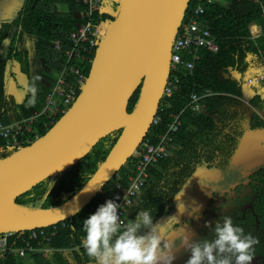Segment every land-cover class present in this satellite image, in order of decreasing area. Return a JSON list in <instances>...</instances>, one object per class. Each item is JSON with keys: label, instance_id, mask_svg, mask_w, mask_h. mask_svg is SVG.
<instances>
[{"label": "trees", "instance_id": "obj_1", "mask_svg": "<svg viewBox=\"0 0 264 264\" xmlns=\"http://www.w3.org/2000/svg\"><path fill=\"white\" fill-rule=\"evenodd\" d=\"M82 1L25 0L23 8L12 23L0 24V51L3 43L11 40L8 60H0V121L10 124L43 109L50 91L46 80L56 82L53 74L61 70L65 61L63 52L54 48V42L62 41V51L68 48L70 33L85 21L81 14L86 12L87 7L82 5ZM57 5H66L69 12L55 13L53 7ZM109 5L113 12L115 6L120 9V5L104 0L101 12L93 16L96 22L99 20L113 22L116 19L105 10ZM204 7L206 12L201 15V20L207 24L220 45V52L218 54L201 52L195 68L192 71L181 72L180 82L176 85L172 97L162 101L161 108L164 112L158 113L159 124L152 125L145 139L164 134L168 124L173 120L172 116L183 111V126L172 137L168 147L169 153L178 142H185L183 137L197 134L186 132L190 125L196 129L205 121L206 131L214 133L212 135L208 133L207 139L215 143V152H218L220 157L222 155L223 161L228 162L237 154L240 146L237 138L225 132L233 125L234 120L238 126L239 120L248 117L254 129L264 128V92L260 91V87L247 85L248 73L264 65V0H220ZM195 8L196 4H191L187 13ZM253 25L261 28L260 36L253 37L251 33ZM106 33L107 31L104 32ZM27 41L33 43L31 51H34L35 57L28 50ZM93 57L94 54L84 71L86 79ZM41 61L50 73L40 65ZM13 65L18 67V71H12ZM19 73L26 74L30 79V88L34 86L37 89L35 103L32 102L31 91L26 94L21 86L19 92H9L10 78H13L17 85ZM81 91L82 89L78 90V95ZM140 92L141 87L129 103V112L135 108ZM192 93L206 96L203 100V110L199 112L185 110ZM247 99L249 106L244 103ZM210 110L213 112L210 113ZM53 126H50L47 117L43 116L36 121L33 133L29 136L33 138L32 140L36 135L42 137ZM121 132V130L114 132L101 139L78 165L48 179L18 199L16 205L21 210L13 213L26 215L28 208L29 211L49 210L72 200L86 187L101 164L106 161ZM184 144L186 147L187 144ZM19 150L14 152L7 150L0 157L2 160L8 159ZM138 161L133 156L85 209L64 222L45 228L46 234L55 233L51 242H46L40 237L39 241L34 242L36 251L28 252L26 258L16 255L14 250L25 246L20 237L30 232L15 234L11 238L9 251L0 255V264H53L51 257L56 260V264H97L83 248L82 241L86 235L83 222L109 199L120 203L122 194L117 191L116 186L120 184L127 188L128 177L134 175ZM181 163H173L168 158L159 166L150 169L149 180L128 208L126 222L129 219L135 220L140 210H148L155 223L167 211L193 172L190 165ZM222 165L224 164L220 166ZM240 189L241 194L238 195L240 198H235L229 205L227 197L224 199L213 197L215 205L220 204L221 212L225 214L223 216H229L234 225L242 227L246 234L250 233L258 238L259 243L254 246L252 264H264V167L253 170ZM48 206L50 207L47 208ZM42 248H50L55 252L52 256L45 257Z\"/></svg>", "mask_w": 264, "mask_h": 264}, {"label": "water", "instance_id": "obj_2", "mask_svg": "<svg viewBox=\"0 0 264 264\" xmlns=\"http://www.w3.org/2000/svg\"><path fill=\"white\" fill-rule=\"evenodd\" d=\"M190 1L123 0L70 110L44 136L0 161V213L43 182L78 165L101 139L121 130L119 139L76 197L49 210L0 215V232L21 233L68 220L85 209L134 156L160 108L173 43ZM140 87L138 102L129 112Z\"/></svg>", "mask_w": 264, "mask_h": 264}, {"label": "built area", "instance_id": "obj_3", "mask_svg": "<svg viewBox=\"0 0 264 264\" xmlns=\"http://www.w3.org/2000/svg\"><path fill=\"white\" fill-rule=\"evenodd\" d=\"M220 0H191V4H196V8L185 15L176 38L173 43L170 65V77L165 85L163 99L171 98L175 87L180 82V74L183 70L192 71L195 64L200 60L201 52H209L218 54L220 45L214 38L211 30L203 20L201 15H204L206 10L204 5L213 4ZM104 0H83L82 5L87 7L86 12L81 14L85 21L78 25L77 29L69 35V45L65 51H62V41L56 40L54 48L63 52L65 56L64 65L60 71L54 73L56 82L53 88L50 89L43 109L40 112H32L28 117H24L22 121L7 125L0 123V152L9 149H24L30 146L32 140L27 137L28 133L33 132L34 124L39 118L46 116L50 126L55 125L60 116H64L76 101L78 90L83 89L86 83V75L84 73L88 62L98 47L100 39L104 36L102 27L109 26V21H95L93 16L101 12V4ZM189 5V7H190ZM108 13L112 10L105 9ZM189 10V9H188ZM23 80L24 91L30 93V80ZM247 85L249 87H260L261 92H264V65L257 70H252L248 73ZM206 96H201L198 93H192L189 98L186 109L194 112L203 110V100ZM59 99V100H58ZM161 112L163 108H160ZM182 113L173 115L171 122L167 126V131L164 134L150 136L151 138L144 139L141 146L137 149L134 156L139 160L135 173L128 177L127 188L118 184L117 191L122 194L120 201L119 214L122 220L126 222V214L128 208L132 205L135 198L141 193L149 180L150 169L159 166L163 161L170 157L169 143L172 137L177 134L183 126ZM160 119L158 114L154 118L153 125H158ZM157 140V141H156ZM45 228L35 229L28 235H21L20 239L24 242V247L15 249L16 255L26 257L28 252L36 251L34 242L39 241L42 237L46 242H51L55 233L50 235L44 232ZM40 230V232H38ZM24 233V232H21ZM12 233L0 235V255L6 254L9 251V240ZM41 246V243H40ZM44 256H52L54 250L47 248L41 249Z\"/></svg>", "mask_w": 264, "mask_h": 264}, {"label": "clouds", "instance_id": "obj_4", "mask_svg": "<svg viewBox=\"0 0 264 264\" xmlns=\"http://www.w3.org/2000/svg\"><path fill=\"white\" fill-rule=\"evenodd\" d=\"M30 91L35 103L37 89L33 86ZM119 209L120 204L109 199L84 220L82 245L87 255L97 264H172L173 246L162 235L161 225L154 223L150 211L140 210L135 220L125 222ZM206 226L211 228V222ZM184 243L191 252L186 264H252L259 240L234 225L229 216H223L215 224L212 239Z\"/></svg>", "mask_w": 264, "mask_h": 264}, {"label": "rangeland", "instance_id": "obj_5", "mask_svg": "<svg viewBox=\"0 0 264 264\" xmlns=\"http://www.w3.org/2000/svg\"><path fill=\"white\" fill-rule=\"evenodd\" d=\"M105 8L112 10L110 5ZM114 9V12L112 10V15L113 18H116L119 13V7L115 6ZM53 10L58 14L69 12V8L66 5L54 6ZM107 29L108 27L104 28L102 32H105ZM10 49L11 41L8 40L3 45L0 60H8ZM40 64L46 72L50 73L42 61ZM46 82L49 83L50 89L53 88L54 83L52 81L46 80ZM11 91L15 92V90ZM30 139L32 140L33 138L30 137ZM0 160H2L1 157ZM224 167L226 169L222 171L218 167L212 172L207 171L209 173L204 175L206 180L199 179L200 181L194 182L199 176L191 177L175 196L167 211L155 222V224L161 225L162 235L173 246L171 253L175 259L172 261V264H186V261L190 258L191 252L184 243L185 241L193 243L213 238L215 224L217 221L222 220L224 214L221 212L220 204L215 205L213 197L221 199L227 197L229 205L230 202L235 201V198H240L238 196L241 194L240 187L245 183L249 174L257 168L264 167V132L262 130L248 132L233 160L228 161V164H225ZM17 207V205H13L5 214L13 213L17 210ZM207 222H211V228L206 226ZM165 251L168 250L166 249Z\"/></svg>", "mask_w": 264, "mask_h": 264}, {"label": "crops", "instance_id": "obj_6", "mask_svg": "<svg viewBox=\"0 0 264 264\" xmlns=\"http://www.w3.org/2000/svg\"><path fill=\"white\" fill-rule=\"evenodd\" d=\"M109 1H111L112 3H114L116 5H121L123 2V0H109ZM24 4H25V0H0V24L1 23H12L17 18L18 14L20 13ZM251 33H252L253 37H258L259 35H261L260 27L257 25H253L251 27ZM6 42L3 43V45H5ZM3 45H2V48H3ZM2 48H1V51H2ZM27 48H28V50L31 51L33 48V43L30 41H27ZM1 51H0V54H1ZM31 54L33 57H35L34 51H31ZM12 71L13 72L18 71V67L13 65ZM25 75L26 74H22V73L18 74L17 85L15 84L14 79L10 78V80H9V92H12L11 90L19 91L18 90L19 86H21L24 89V86L22 83H23L24 79H27L25 77ZM53 76H54V74H53ZM55 80H56V78H55ZM10 87L12 88L11 90H10ZM248 100L249 99H247L244 102L246 106H249ZM212 112H213V110H210V113H212ZM22 119L14 121L13 123H10V124L2 122V121H0V123L7 124V125H13V124H16V123L22 121ZM204 122L205 121L201 122L200 126L196 128L197 130L193 129L190 125L186 129V132H191L192 134L197 133V134L196 135H188L186 137H183L185 142H183V143L178 142L177 146H174L173 150L170 151V157H169L170 161H172L173 163L174 162H177V163L182 162L181 164L185 163V164H188L191 166L193 172H192V175L189 177V180L193 176H199V178L195 179L194 182H198L200 180H206L204 178V175H206V173H209L207 171L212 172V171L216 170L217 167L219 168L220 171L225 170L226 168L224 167V165L228 164V162H225L222 160V155L220 157L219 153L215 152V149H216L215 143H213L210 139H207L208 133L210 135H212L214 133L210 132V131H206L207 128H206ZM196 124L198 125L199 123L196 122ZM35 125H36V122H35L34 126ZM192 126H193V124H192ZM253 127H254V125L252 124L251 120L247 117L245 119L239 120L238 126H237V121L234 120L233 125L230 128L226 129L225 132L230 134L231 136H233V138H235V139L237 138V140H239L240 146H242V142H243V140H244V138L248 132L255 131V130H262V132H264V128H262V127L261 128H255V129ZM231 130H232V132H231ZM29 135H30V133L27 134V137ZM197 135H199V136L197 137ZM36 136H38V135H36ZM39 138H40V136H39ZM217 141H219V140H217ZM184 143L187 144L186 147H184L185 146ZM240 146H239V148H240ZM18 149H9V151H7V152H14L15 150H18ZM3 153H5V152H3ZM225 158H226V156L224 157V160H225ZM233 158L230 161H232ZM222 163L224 165L220 166ZM171 167L174 168V165L171 164ZM181 167H183V166H181ZM16 211H19L18 207H17ZM26 257H24V258H26ZM45 257H47V256H45ZM51 261H53V264H56V260H54L53 257H51Z\"/></svg>", "mask_w": 264, "mask_h": 264}, {"label": "bare ground", "instance_id": "obj_7", "mask_svg": "<svg viewBox=\"0 0 264 264\" xmlns=\"http://www.w3.org/2000/svg\"><path fill=\"white\" fill-rule=\"evenodd\" d=\"M104 28H106V25L104 26V27H102V30H104ZM107 30H109V26H108V29ZM106 30V31H107ZM39 138V136H36V140ZM7 150H5V151H2V152H0V156L3 154V152H6ZM1 161V160H0ZM13 206V204L12 205H10V206H8L5 210H3L1 213H0V215H2V216H7V217H9V213L8 214H5L6 212H8V210L11 208ZM13 214V213H12ZM20 216V215H19ZM6 233H10V232H0V235L1 234H6ZM18 232H12V235L10 236V240H9V245H10V241H11V238L15 235V234H17Z\"/></svg>", "mask_w": 264, "mask_h": 264}]
</instances>
